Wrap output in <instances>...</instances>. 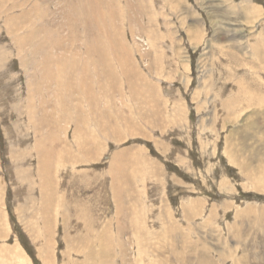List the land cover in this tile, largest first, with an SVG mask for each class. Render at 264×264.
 Instances as JSON below:
<instances>
[{"label":"rangeland","instance_id":"obj_1","mask_svg":"<svg viewBox=\"0 0 264 264\" xmlns=\"http://www.w3.org/2000/svg\"><path fill=\"white\" fill-rule=\"evenodd\" d=\"M0 264H264V0H0Z\"/></svg>","mask_w":264,"mask_h":264},{"label":"bare ground","instance_id":"obj_2","mask_svg":"<svg viewBox=\"0 0 264 264\" xmlns=\"http://www.w3.org/2000/svg\"><path fill=\"white\" fill-rule=\"evenodd\" d=\"M20 16H21V17L17 16V20H15V22H13V23L11 24V26L14 25L15 27H16L17 24H19L18 31H21V30L23 29V28H22V26H23V24H22V23H23V21H22V16L25 17L26 15L24 16V13H23V14H20ZM24 19H26V18H24ZM7 20H8V21H7ZM7 20L5 19V21H6L5 23H7V24L10 23V21H12V19H7ZM83 21H84V20H83ZM85 21H86V20H85ZM88 21H89V20H88ZM85 24H86V23H85ZM90 33H91V32H90ZM28 36H29V35H28ZM25 37H26V36H25ZM23 38H24V37H20V38L18 37V38H17V41H18V40L21 41ZM23 40H24V39H23ZM29 40H31V39H29ZM87 40H88V39H87ZM32 41H33V40H32ZM19 44H20V43H19ZM87 44H88V43H87ZM90 47H91V46H90ZM135 63H136V62H135ZM69 119H70V118H69ZM83 146H84V145H83ZM46 177H47V173H46ZM44 192H45V191H44ZM109 202H110V201H109ZM120 215H121V214H120ZM116 233H117V231H116ZM96 234H97V232L95 233V236H94L95 239H94V240H96L97 238H99V236L97 237ZM107 236H108V235H107ZM111 236H112V235H111ZM108 239H109V238H108ZM121 241H122V240H121ZM107 243L109 244V242H107ZM157 259H158V258H157Z\"/></svg>","mask_w":264,"mask_h":264}]
</instances>
